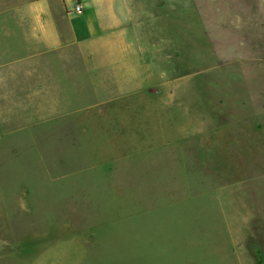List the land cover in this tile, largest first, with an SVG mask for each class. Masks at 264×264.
<instances>
[{
  "label": "rangeland",
  "instance_id": "374dc122",
  "mask_svg": "<svg viewBox=\"0 0 264 264\" xmlns=\"http://www.w3.org/2000/svg\"><path fill=\"white\" fill-rule=\"evenodd\" d=\"M132 1L0 105V264H264V0Z\"/></svg>",
  "mask_w": 264,
  "mask_h": 264
},
{
  "label": "crops",
  "instance_id": "0c3cea01",
  "mask_svg": "<svg viewBox=\"0 0 264 264\" xmlns=\"http://www.w3.org/2000/svg\"><path fill=\"white\" fill-rule=\"evenodd\" d=\"M132 2L0 0V105L31 104L24 100L36 93L20 98L24 90L51 89L46 80L58 68L88 66L102 48L111 51L113 38L129 37L130 25H135L130 21ZM76 3L80 13L72 10ZM42 78L45 83L39 82ZM148 217L139 215L144 220H131L129 226L143 227Z\"/></svg>",
  "mask_w": 264,
  "mask_h": 264
},
{
  "label": "built area",
  "instance_id": "2783aa9c",
  "mask_svg": "<svg viewBox=\"0 0 264 264\" xmlns=\"http://www.w3.org/2000/svg\"><path fill=\"white\" fill-rule=\"evenodd\" d=\"M73 9V11L75 12V13H80L81 12V6L79 5V4H75V5H73V7H72Z\"/></svg>",
  "mask_w": 264,
  "mask_h": 264
}]
</instances>
